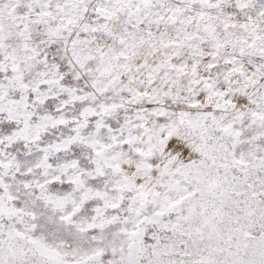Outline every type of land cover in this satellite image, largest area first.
<instances>
[{"label": "snow or ice", "instance_id": "obj_1", "mask_svg": "<svg viewBox=\"0 0 264 264\" xmlns=\"http://www.w3.org/2000/svg\"><path fill=\"white\" fill-rule=\"evenodd\" d=\"M0 264H264V0H0Z\"/></svg>", "mask_w": 264, "mask_h": 264}]
</instances>
